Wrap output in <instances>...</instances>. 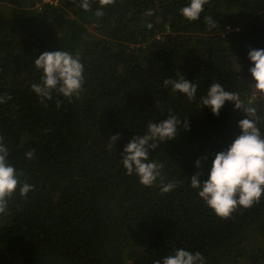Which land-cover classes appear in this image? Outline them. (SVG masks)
<instances>
[{
    "label": "trees",
    "instance_id": "trees-1",
    "mask_svg": "<svg viewBox=\"0 0 264 264\" xmlns=\"http://www.w3.org/2000/svg\"><path fill=\"white\" fill-rule=\"evenodd\" d=\"M80 3L0 0V96L11 97L0 104V136L21 183L34 186L26 198L18 188L0 215V264H162L180 248L205 264H264V196L222 219L190 185L198 172L203 184L215 154L242 134L243 110L229 101L217 117L201 98L214 82L252 96L248 55L264 49V0H209L196 21L181 15L190 0H115L99 18L98 0L87 11ZM57 50L79 56L85 82L74 102L53 92L41 103L35 59ZM180 73L196 83L194 101L164 86ZM243 102L264 136V95ZM170 114L190 130L150 151L163 168L145 187L122 154ZM161 180L177 187L161 194Z\"/></svg>",
    "mask_w": 264,
    "mask_h": 264
},
{
    "label": "clouds",
    "instance_id": "clouds-1",
    "mask_svg": "<svg viewBox=\"0 0 264 264\" xmlns=\"http://www.w3.org/2000/svg\"><path fill=\"white\" fill-rule=\"evenodd\" d=\"M115 0H98L99 8L95 15H104L102 9L112 5ZM209 0H190L188 6L181 9V15L189 21H196L204 11ZM80 7L90 10L91 0H81ZM152 13L149 11L148 15ZM205 24L211 30L217 27L211 16L205 17ZM149 27H151L149 25ZM249 60L254 65L250 68L251 87L254 94L264 95V49L249 51ZM35 67L42 71L40 83H34L31 90L40 98L41 103L52 100L53 92L62 94L70 103L73 98L80 97L84 85V66L79 56L67 51L44 52L35 59ZM164 86L172 92L185 95L189 101H194L197 93L196 83L188 81L181 73L179 79H165ZM10 96H0V104L10 100ZM232 102L237 110H243L245 119L239 122L242 134L239 135L226 150L215 154L207 180L201 184L197 173L190 179V185L196 190L198 197L218 217L228 219L238 208L248 209L259 202L264 196V136L257 127V109L247 106L241 101L238 93L226 91L220 83H212L207 94L201 98L205 107L211 108L217 117L226 102ZM59 103L57 107H59ZM190 130L187 120H181L174 114L159 123L149 122L144 135H136L125 146L122 154V165L129 176L136 175L145 187H152L161 177L163 164L150 160V151L159 147L160 143L177 139L181 130ZM119 136H111L107 142L109 149L115 145ZM167 143V144H168ZM28 160L35 157V151L25 153ZM10 150L0 136V215L8 210V202L19 188V194L27 197L34 186L21 183L22 172L9 162ZM197 168L201 162L197 160ZM177 187L176 182L165 183L161 180V194H167ZM155 264H161L157 260ZM162 264H205L200 252H191L182 248L176 249L173 255L163 258Z\"/></svg>",
    "mask_w": 264,
    "mask_h": 264
},
{
    "label": "rangeland",
    "instance_id": "rangeland-1",
    "mask_svg": "<svg viewBox=\"0 0 264 264\" xmlns=\"http://www.w3.org/2000/svg\"><path fill=\"white\" fill-rule=\"evenodd\" d=\"M46 1L48 2V1H50V0H46ZM260 95H261V94H259V93L254 94V92H253L252 96L243 99V98L241 97V95L239 94L241 101H243V100H247V101H249V103H252L253 101H256V100H257V97H259ZM139 260H140V259H139L138 257H136L133 261H131V263H132V264H137V262H138ZM258 264H261V263H258Z\"/></svg>",
    "mask_w": 264,
    "mask_h": 264
},
{
    "label": "built area",
    "instance_id": "built-area-1",
    "mask_svg": "<svg viewBox=\"0 0 264 264\" xmlns=\"http://www.w3.org/2000/svg\"><path fill=\"white\" fill-rule=\"evenodd\" d=\"M238 29L232 27V26H228L227 27V33H230V32H234V31H237Z\"/></svg>",
    "mask_w": 264,
    "mask_h": 264
}]
</instances>
